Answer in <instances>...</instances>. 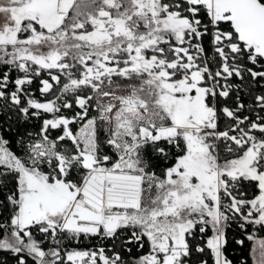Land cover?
Listing matches in <instances>:
<instances>
[{
	"label": "snow or ice",
	"instance_id": "snow-or-ice-1",
	"mask_svg": "<svg viewBox=\"0 0 264 264\" xmlns=\"http://www.w3.org/2000/svg\"><path fill=\"white\" fill-rule=\"evenodd\" d=\"M0 264H264V0H0Z\"/></svg>",
	"mask_w": 264,
	"mask_h": 264
}]
</instances>
